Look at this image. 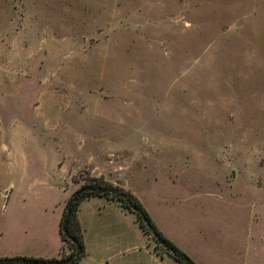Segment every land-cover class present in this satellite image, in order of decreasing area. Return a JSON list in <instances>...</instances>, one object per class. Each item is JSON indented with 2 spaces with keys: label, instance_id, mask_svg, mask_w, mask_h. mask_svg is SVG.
Masks as SVG:
<instances>
[{
  "label": "rangeland",
  "instance_id": "1",
  "mask_svg": "<svg viewBox=\"0 0 264 264\" xmlns=\"http://www.w3.org/2000/svg\"><path fill=\"white\" fill-rule=\"evenodd\" d=\"M94 157L146 203H211L186 183L213 179L239 190L214 203H264V0H0V256L69 252L54 202Z\"/></svg>",
  "mask_w": 264,
  "mask_h": 264
},
{
  "label": "crops",
  "instance_id": "2",
  "mask_svg": "<svg viewBox=\"0 0 264 264\" xmlns=\"http://www.w3.org/2000/svg\"><path fill=\"white\" fill-rule=\"evenodd\" d=\"M96 160L107 167L102 168L100 162ZM116 163L115 158L106 160L102 157H94L83 169L86 168L92 177H103L106 181L132 192L142 202L165 236L179 247L187 249L184 251H189L188 253L192 247L199 249L198 254H195L197 258L192 256L197 264H264V203H252V201L251 203H214L216 191H220L219 196L222 195V198L234 197L232 194L237 198L239 190H236L238 188L236 183L227 181L225 189L217 187L218 183L215 179L206 186L192 180L186 183L189 191L202 192L211 203H169L167 200L146 203L142 194L132 187ZM72 184L73 187L65 186L60 199L54 202L53 212H57L58 227L67 199L82 183L72 181ZM12 186L11 184L7 187L9 189L5 194L9 195L2 198L7 201L6 203H12L11 195L13 198L14 194ZM22 197H25L21 200L22 204L45 203L39 196L35 199L30 197L28 192ZM126 214L133 220L134 228L141 232L144 237L143 242L134 243L126 233L124 226ZM78 219L86 243V255L79 264H84L85 261L89 264H112L115 259L124 256L126 250L136 252L140 264H179L167 253L162 256L155 253L150 243H156L139 228L136 215L122 208L116 201L104 197L86 199L80 204ZM100 220L104 227L101 228L107 231L114 247L92 246L90 249L87 231ZM169 222L172 224L170 228L172 232L165 227ZM99 235L100 233L97 234ZM184 238H187V243Z\"/></svg>",
  "mask_w": 264,
  "mask_h": 264
},
{
  "label": "trees",
  "instance_id": "3",
  "mask_svg": "<svg viewBox=\"0 0 264 264\" xmlns=\"http://www.w3.org/2000/svg\"><path fill=\"white\" fill-rule=\"evenodd\" d=\"M73 182L79 183L76 178ZM92 197H104L116 201L122 208L136 215V221L144 234L163 247L166 253L179 264H197L179 249L157 228L150 214L140 200L130 191L106 181L103 177H92L89 173L80 187L67 199L59 223L62 244L69 246V252L58 258H43L26 255L0 256V264H79L86 255L84 231L78 219L80 204Z\"/></svg>",
  "mask_w": 264,
  "mask_h": 264
}]
</instances>
